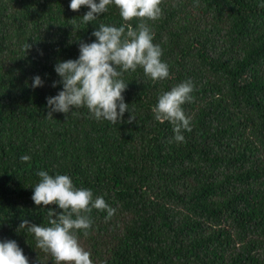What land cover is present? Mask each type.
<instances>
[{
    "label": "trees",
    "instance_id": "16d2710c",
    "mask_svg": "<svg viewBox=\"0 0 264 264\" xmlns=\"http://www.w3.org/2000/svg\"><path fill=\"white\" fill-rule=\"evenodd\" d=\"M70 3L0 0V242L15 240L29 264H56L34 234L18 231L25 219L50 227L49 209L63 211L31 198L44 170L116 210L106 219L93 208L88 235L76 230L93 264H264V0H162L155 21H124L110 4L89 23L90 9ZM141 23L169 77L153 82L139 66L124 72L121 123L86 107L46 118L47 98L63 90L57 63L78 59L101 24ZM37 75L44 84L33 88ZM186 81L192 131L178 143L153 108Z\"/></svg>",
    "mask_w": 264,
    "mask_h": 264
},
{
    "label": "clouds",
    "instance_id": "9594fccd",
    "mask_svg": "<svg viewBox=\"0 0 264 264\" xmlns=\"http://www.w3.org/2000/svg\"><path fill=\"white\" fill-rule=\"evenodd\" d=\"M162 0H71L70 9L78 12L82 6L90 10L83 15L84 23L94 21L101 13L108 11L110 4L120 9L124 21L134 18L155 21L162 15ZM75 21H73V24ZM92 35V43L79 44V58L58 62L56 73L61 77L63 90L56 96L47 98L50 111L46 118H52L53 112L70 113L74 108L86 107L95 119H105L113 124L121 123L124 113L129 111L123 92L128 84L121 78L124 72L136 71L142 67L144 74L153 82L169 77V67L162 62V49L153 44V34L145 23L138 30L122 25L119 28L101 24ZM27 49L30 45L26 46ZM120 68L121 71L117 69ZM40 76L33 78L32 87H42ZM56 86V82L53 83ZM194 85L191 81L180 83L170 91L164 92L153 108L155 119L160 123L168 121L173 124L174 140L186 143L183 131L191 132V118L186 116L182 105L192 101ZM136 117L131 114L128 123ZM23 161L29 157H21ZM40 181L34 187L32 200L37 206L58 205L63 211L56 213L49 209L50 227L38 226L23 220L18 231L27 229L34 234L37 247L50 253L56 264H93L91 253L80 246L76 230H83L85 236L92 226L90 213L92 209L106 210V219L115 214L103 197L93 199L88 189H77L68 175H49L40 170ZM75 215V219H73ZM0 264H29L15 240L0 242Z\"/></svg>",
    "mask_w": 264,
    "mask_h": 264
}]
</instances>
